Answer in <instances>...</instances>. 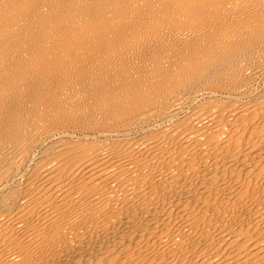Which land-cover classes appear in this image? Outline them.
<instances>
[{
	"label": "bare ground",
	"instance_id": "bare-ground-1",
	"mask_svg": "<svg viewBox=\"0 0 264 264\" xmlns=\"http://www.w3.org/2000/svg\"><path fill=\"white\" fill-rule=\"evenodd\" d=\"M0 264H264V0H0Z\"/></svg>",
	"mask_w": 264,
	"mask_h": 264
}]
</instances>
